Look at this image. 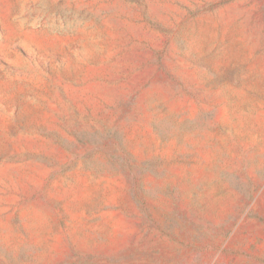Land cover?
<instances>
[{"label":"rangeland","instance_id":"374dc122","mask_svg":"<svg viewBox=\"0 0 264 264\" xmlns=\"http://www.w3.org/2000/svg\"><path fill=\"white\" fill-rule=\"evenodd\" d=\"M0 264H264V0H0Z\"/></svg>","mask_w":264,"mask_h":264}]
</instances>
